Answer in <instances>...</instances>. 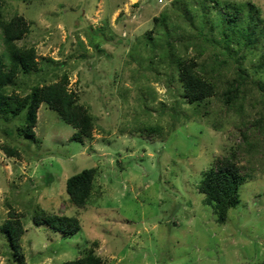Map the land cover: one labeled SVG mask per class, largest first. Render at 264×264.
<instances>
[{
	"label": "rangeland",
	"instance_id": "rangeland-1",
	"mask_svg": "<svg viewBox=\"0 0 264 264\" xmlns=\"http://www.w3.org/2000/svg\"><path fill=\"white\" fill-rule=\"evenodd\" d=\"M214 1L2 0L4 20L25 18L29 31L16 45L35 49L39 69L18 76L7 92L26 93L66 74L67 88L94 119L82 143L44 104L35 142L16 134L17 119H0V148L8 144L20 153L8 157L0 149V227L10 211L21 216L23 264H63L89 247L103 264H264V102L248 84L241 110L225 104L223 81L233 79L235 63L221 64L198 34L201 3L207 18L218 19L221 6ZM217 1L244 6L243 14L253 6L264 22V0ZM162 14L170 35L160 28L149 40ZM167 42L174 60L220 74L205 105L184 100ZM262 48L250 54L237 47L247 72L253 74L251 60L255 64ZM151 127L159 133L147 134ZM224 158H233L246 183L240 203L219 224L197 185ZM89 168L96 169L93 189L87 205L77 208L65 182ZM36 209L74 217L80 229L63 237L35 226ZM11 255L0 229V264H17Z\"/></svg>",
	"mask_w": 264,
	"mask_h": 264
},
{
	"label": "trees",
	"instance_id": "trees-1",
	"mask_svg": "<svg viewBox=\"0 0 264 264\" xmlns=\"http://www.w3.org/2000/svg\"><path fill=\"white\" fill-rule=\"evenodd\" d=\"M214 4L216 8L221 6L219 8L221 11L216 12L218 18L216 23L207 18V6H203L201 3L198 34L206 44L214 46L212 56L215 59L222 58L221 64H226L227 58H231L235 63L233 79L223 81L225 104L236 105L238 110H241V101L248 84L258 89L264 102V22H261L259 18V11L249 5L246 14H243L244 6L239 4L230 2L220 4L217 0L214 1ZM1 7L2 0H0V34L3 46V51L0 53V119L6 123L17 119L19 124L15 127L16 134L35 142L33 129L37 123V110L44 104L48 109L54 111L61 121L75 130L72 135L73 141L82 143L83 138H90L94 119L77 102L76 94L67 88L68 77L66 74L49 84L39 85L36 83L29 87L26 93H17L13 89L10 93L7 92L9 86L13 88L16 86L14 83L18 76L25 77L32 72L36 73L39 69L35 49L16 45V42L29 31L25 18L15 14L10 19L4 20L1 15ZM167 20L164 14L154 18V32L150 31L146 34L149 40L152 39L151 34L160 28H163L162 36L169 37L170 34L166 28ZM208 23H210L208 29L210 36L203 31ZM191 25L193 24L191 23ZM214 34L217 35V38L214 37ZM166 46L168 51L171 50L170 42H167ZM236 46L241 50H248L250 54L254 53L258 47H263L254 62L255 64L251 60L253 74L247 72L242 64L246 56L237 57L239 51H236ZM168 51V62H170L168 65L173 66L178 73V81L186 103L195 107L205 105L220 85V81L217 79L220 74L214 75L213 71L215 70L206 69L203 63L198 65L192 60L182 58L174 60L173 53ZM176 112L174 109L173 117H177L178 112ZM159 131L160 128L151 127L147 130V134L159 133ZM0 149L8 157H20L19 151L14 146L4 144ZM232 159L224 158L216 165L210 166L203 172L197 185V190L204 195L205 202L212 206L219 224L226 221L228 210L237 207L240 203L239 190L246 183V177L239 172L231 161ZM95 175L96 169L89 168L66 179V193L77 208H84L87 205ZM20 217L15 211H10L8 219L0 227L11 250V257L17 261V264H23L19 241L24 233V228ZM32 221L35 226L46 225L53 232L61 233L63 237L73 235L80 229L76 218L46 213L41 209L35 210ZM63 264L103 263L101 258L95 254L94 249L89 247L80 257Z\"/></svg>",
	"mask_w": 264,
	"mask_h": 264
}]
</instances>
